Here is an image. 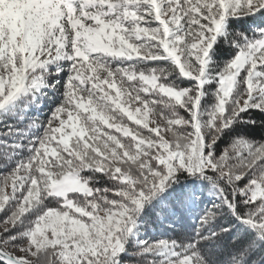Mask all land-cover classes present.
I'll use <instances>...</instances> for the list:
<instances>
[{"label":"snow or ice","instance_id":"snow-or-ice-1","mask_svg":"<svg viewBox=\"0 0 264 264\" xmlns=\"http://www.w3.org/2000/svg\"><path fill=\"white\" fill-rule=\"evenodd\" d=\"M257 129L264 0H0V264H264Z\"/></svg>","mask_w":264,"mask_h":264},{"label":"trees","instance_id":"trees-1","mask_svg":"<svg viewBox=\"0 0 264 264\" xmlns=\"http://www.w3.org/2000/svg\"><path fill=\"white\" fill-rule=\"evenodd\" d=\"M251 26V18H249L248 21H239V22H235L232 27L234 29H238V30H245L247 27ZM222 58L226 59L227 58V55H224ZM47 111V109H45V112ZM256 134L257 135H261V134H264V133H261L259 129L256 130ZM194 219V218H193ZM188 224L191 225L192 224V219H190L188 221Z\"/></svg>","mask_w":264,"mask_h":264}]
</instances>
